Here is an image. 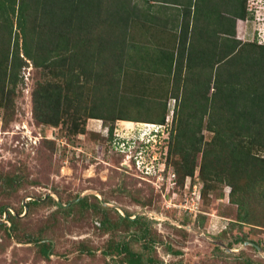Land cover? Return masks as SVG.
I'll list each match as a JSON object with an SVG mask.
<instances>
[{"label":"rangeland","instance_id":"obj_1","mask_svg":"<svg viewBox=\"0 0 264 264\" xmlns=\"http://www.w3.org/2000/svg\"><path fill=\"white\" fill-rule=\"evenodd\" d=\"M126 1L134 4L139 12L152 8L159 17L157 26L146 21L149 17L145 19V15L132 17L124 27L122 38L126 42L169 49L174 40H179L184 7L159 0L153 1V7L146 0ZM119 3L121 0H106L101 10L120 8ZM253 4V8L261 5L264 10V0H253ZM131 8V4L124 8L126 16L130 15ZM103 27L96 24L92 32H102ZM106 30L109 34L113 32ZM13 31L14 35L20 31L16 23ZM117 32H122V27ZM256 36L260 40L264 37L262 14L258 19L237 20V38L245 41ZM95 40H99L98 36ZM94 71L81 77L86 86L83 103L88 106L93 104L88 87L98 84V76L104 75L107 69L98 66ZM140 72L150 80L144 88L143 101L139 96L131 101L117 98L105 101L113 104L115 113L132 119L151 115L145 99L162 107L166 103L171 121L173 118L176 124L181 102L190 89L188 69H184L180 85L175 84L174 73L165 77L152 75L148 70ZM112 74L109 76L114 81L107 90L113 87L115 91L117 83L120 87L126 86L127 76L123 71L116 74L112 71ZM19 78L10 103L0 105V264H127L123 253L112 250L114 243L121 240L143 255V264H150L148 257L156 264H264V226L238 220V205L229 198L231 187L214 175L206 173V178L202 175L201 153L197 156L194 174L189 175V180L197 186L194 201L200 194L193 212L180 206L186 189L177 185L168 173L162 189H158L157 180L152 183L153 188L133 176L139 174L137 161L138 165L140 162L152 164L147 153L158 149L153 143L159 144L157 147L165 155L171 129L161 139L150 142L152 145H142V142L140 145L138 128L147 131V126L137 122L145 121L118 119L110 139L107 118H89L84 114L77 120L79 128L84 125V131L73 133L72 118L66 117L54 125L35 115V92L52 79L49 70L29 61ZM139 108L144 110L138 111ZM202 134L204 147L213 132L203 126ZM139 149H147L145 155ZM129 154L138 156L131 162ZM164 160H160L161 166ZM128 162L131 167L124 165ZM77 196L86 197L87 206L79 205L75 201ZM95 196L108 205L103 202L99 205ZM33 199L39 203H28ZM253 213L255 220L264 222V208L257 206ZM124 214L131 218L140 216L141 220L132 225L121 222ZM143 220L149 224L145 237L140 225ZM43 244L49 246V255L41 252Z\"/></svg>","mask_w":264,"mask_h":264},{"label":"trees","instance_id":"obj_2","mask_svg":"<svg viewBox=\"0 0 264 264\" xmlns=\"http://www.w3.org/2000/svg\"><path fill=\"white\" fill-rule=\"evenodd\" d=\"M105 1L0 0V105L10 103L22 69L30 61L52 75L50 82L42 85L34 96L35 115L46 123L57 125L66 117L72 118L75 133L85 129L84 125L79 128L77 122L84 114L89 118H107L112 139L118 119L170 122L173 127L164 168L169 166L175 171V183L183 186L186 177L194 174L201 153L202 175L205 178L206 173L214 175L231 187L229 198L238 205V220L264 226V222L253 218L257 206L264 208V38L256 36L245 41L237 38V20L256 18L257 12H264L261 5L253 8V0H159L184 7L183 21L179 40H174L171 48L155 45L152 49L122 38L132 17L145 15V19L149 17L146 21L157 26L159 17L152 8L139 12L134 4L121 0L120 8L102 12ZM146 1L153 7L154 0ZM130 4L132 10L126 16L124 8ZM15 23L20 30L17 35L13 31ZM96 24L105 26L97 34L92 32ZM106 28L113 32L106 33ZM96 36L99 40H95ZM98 66L107 71L98 76V84L88 87V97H92L93 103L88 106L83 103L86 86L81 77L92 74ZM185 68L189 71L190 89L181 102L176 124L173 118L171 121L166 103L162 107L145 99L151 115L132 119L115 113L113 104L105 101L109 98L131 101L136 96L143 101L144 88L150 80L141 69L165 77L174 73V82L180 85ZM111 70L115 74L123 71L127 76L125 87L117 83L115 91L113 87L107 90L114 81L109 76H113ZM203 126L213 132L204 147ZM157 145L155 150L160 151ZM133 176L154 188L140 174ZM96 199L101 205V200ZM87 201L85 197L77 203L87 206ZM28 203L35 205L39 201L33 199ZM140 220V216H121V222L130 225ZM140 225L142 236H147L148 222L143 220ZM40 249L49 255L48 245L43 244ZM112 250L123 253L127 264L144 262L143 255L131 250L124 240L115 242ZM147 259L156 264L153 258Z\"/></svg>","mask_w":264,"mask_h":264},{"label":"built area","instance_id":"obj_3","mask_svg":"<svg viewBox=\"0 0 264 264\" xmlns=\"http://www.w3.org/2000/svg\"><path fill=\"white\" fill-rule=\"evenodd\" d=\"M260 14H262V16H264L263 12L257 13V17H256L257 19H258ZM137 123H138L137 125H145V126H147V131H144V129L142 130L141 127L138 128V130H141L140 135H139V144H140V142H142L143 143L142 145H144V144L152 145L150 142H154L155 140L161 139V137L164 136L166 134L167 130L169 131L170 127H171V123L170 122L168 124H158V123H152V122H137ZM152 129H154L155 131L152 132ZM159 130L162 131V134L161 133L160 134L157 133V131H159ZM156 145L157 144L153 143L152 146L155 147ZM132 146L135 147V142L132 144ZM147 149H145L144 151H141L139 149L140 154H144L145 155L144 152ZM149 151L150 152L147 153V156L152 161L151 165H149L148 163H145V162H140L139 165H138V161H137V168L139 170L140 176L143 179H146V180L150 181L153 184L155 183V180H157L156 183L157 182L160 183V185H158V189L164 188V185L166 184L165 175L169 174L170 177L172 178V180H174V182H175V179H176L175 171L173 169H171L169 166H168L169 170L164 168L166 159H165V157H162L163 152L161 150L159 151V150H155V149H153L152 152H151V149ZM154 151H156V152H154ZM138 152L136 154H138ZM130 153H132V152H130ZM136 154L135 155L134 154L133 155L129 154V159L131 158L130 159L131 162L134 161L133 159L136 158V156L139 155V154L138 155H136ZM165 155H166V152H165ZM142 157H143V155H142ZM163 158L165 160L162 162V163H164L163 166H161L160 160L163 159ZM156 162H157V165L154 166V164ZM133 163H135V162H133ZM124 165L127 166V167H131V163L130 162H128V165H126V164H124ZM152 176H153V178H152L153 180H151ZM189 179H190V177L188 176L186 178L185 182H184L183 187H184V189H186V192H185V196L182 198L180 206H182L185 211L193 212V211H195L197 209L198 201L200 199V194L199 193L197 194L196 199L194 201V194L196 195L195 190H197V186H196V184L194 185V182H191V180H189Z\"/></svg>","mask_w":264,"mask_h":264},{"label":"water","instance_id":"obj_4","mask_svg":"<svg viewBox=\"0 0 264 264\" xmlns=\"http://www.w3.org/2000/svg\"><path fill=\"white\" fill-rule=\"evenodd\" d=\"M82 198H83V196H79L78 198L75 199V201H79V200H81ZM102 202H103L104 204H107V205H108V203L105 202L104 200H102ZM59 203H60L61 205H63L61 202H59ZM69 203H70V202H69ZM124 215H125V214H124ZM125 216L131 218V217L128 216L127 214H126ZM134 218H135V217H134ZM251 244H253V245H255L257 248H259V245L256 244L255 242H251Z\"/></svg>","mask_w":264,"mask_h":264},{"label":"clouds","instance_id":"obj_5","mask_svg":"<svg viewBox=\"0 0 264 264\" xmlns=\"http://www.w3.org/2000/svg\"><path fill=\"white\" fill-rule=\"evenodd\" d=\"M257 13H261V12H257ZM264 13V12H263ZM152 123H155V122H152ZM159 124V123H158ZM155 130L154 129H152V132H154ZM157 133L158 134H162V131L161 130H159V131H157ZM139 135H140V133H139ZM139 135H138V137H137V139H139Z\"/></svg>","mask_w":264,"mask_h":264}]
</instances>
